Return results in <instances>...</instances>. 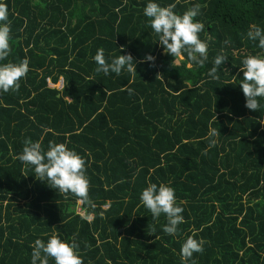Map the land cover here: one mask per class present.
Wrapping results in <instances>:
<instances>
[{
    "label": "trees",
    "instance_id": "1",
    "mask_svg": "<svg viewBox=\"0 0 264 264\" xmlns=\"http://www.w3.org/2000/svg\"><path fill=\"white\" fill-rule=\"evenodd\" d=\"M0 2L12 29L0 63L27 57L30 68L19 91L0 93V264H31L35 240L53 234L75 238L84 264H182L189 236L206 242L197 264H264V99L250 111L240 87L243 59L264 57L247 36L251 25L264 29V0H179L181 15L201 5L203 67L186 54L167 57L143 14L150 0ZM100 48L109 63L131 54L136 73H96ZM217 55L227 60L213 80ZM210 125L221 133L212 148ZM29 138L85 158L94 208L18 159ZM150 183L175 189L185 221L178 234H165L166 218L143 206Z\"/></svg>",
    "mask_w": 264,
    "mask_h": 264
},
{
    "label": "clouds",
    "instance_id": "2",
    "mask_svg": "<svg viewBox=\"0 0 264 264\" xmlns=\"http://www.w3.org/2000/svg\"><path fill=\"white\" fill-rule=\"evenodd\" d=\"M179 0L167 6H161L156 2L147 3L143 14L149 18V26L158 36V42L167 54L174 58H186L192 64L203 67L208 61V43L200 38L204 31V24L195 18L200 15L201 5L195 4L182 15L175 11ZM12 29L9 20V8L7 3L0 2V62L7 61L12 51ZM248 39L258 41V46L264 49V29L257 25H251L247 33ZM227 44L228 41H225ZM122 50V49H121ZM97 64L96 73L119 75L126 70L128 73H136L137 61L131 54L119 55L109 63L105 57L104 49L97 50L93 57ZM145 61L152 62L155 66V57L148 55ZM227 57L217 55L214 66L208 75L213 80H218V69L225 63ZM243 72V79L240 87L244 94L245 107L250 111H258L261 108L260 100L264 99V57L259 55H248L242 61L240 69ZM29 68V59L25 57L19 63H0V93L16 92L20 89V81L26 78ZM129 95H133V89L124 88ZM264 125V121L260 122ZM220 131L209 126L207 134L208 148L215 147L218 143ZM207 149L205 150V154ZM18 159L25 165L34 169L35 177L47 184L67 198L72 194L79 200L91 207L95 204L90 199V181L86 175L87 166L84 157L76 151L69 149L66 143L49 142L45 151L40 142H34L30 138L24 141L22 153ZM143 206L150 211L152 218L158 220L161 216L166 218L167 223L163 226V232L167 235H176L179 226L183 224L182 215L184 209L178 205L175 189L165 185L150 183L140 195ZM153 233L155 228H153ZM203 239H196L189 236L180 248L182 264H197L194 254L203 253ZM50 258L55 264H84L80 254L78 242L73 238L71 242L61 240L53 234L45 243L36 239L32 246L31 264H49Z\"/></svg>",
    "mask_w": 264,
    "mask_h": 264
},
{
    "label": "rangeland",
    "instance_id": "3",
    "mask_svg": "<svg viewBox=\"0 0 264 264\" xmlns=\"http://www.w3.org/2000/svg\"><path fill=\"white\" fill-rule=\"evenodd\" d=\"M167 57H171L174 58L172 55H167ZM55 88L60 89L61 88V84H58L57 86H55ZM80 204V203H79ZM79 212V211H78ZM80 215H83L82 213H80Z\"/></svg>",
    "mask_w": 264,
    "mask_h": 264
},
{
    "label": "built area",
    "instance_id": "4",
    "mask_svg": "<svg viewBox=\"0 0 264 264\" xmlns=\"http://www.w3.org/2000/svg\"><path fill=\"white\" fill-rule=\"evenodd\" d=\"M60 84V83H59Z\"/></svg>",
    "mask_w": 264,
    "mask_h": 264
}]
</instances>
